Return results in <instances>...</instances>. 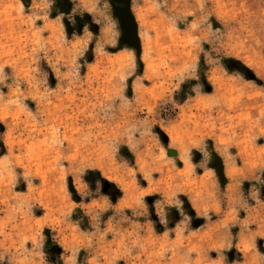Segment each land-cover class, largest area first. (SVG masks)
Masks as SVG:
<instances>
[{
    "label": "rangeland",
    "instance_id": "rangeland-1",
    "mask_svg": "<svg viewBox=\"0 0 264 264\" xmlns=\"http://www.w3.org/2000/svg\"><path fill=\"white\" fill-rule=\"evenodd\" d=\"M112 2L0 0V264H264V0Z\"/></svg>",
    "mask_w": 264,
    "mask_h": 264
},
{
    "label": "water",
    "instance_id": "water-1",
    "mask_svg": "<svg viewBox=\"0 0 264 264\" xmlns=\"http://www.w3.org/2000/svg\"><path fill=\"white\" fill-rule=\"evenodd\" d=\"M116 3H123L124 5L119 7L113 4L114 16L120 22L121 37L120 44H125L131 48H134L138 54H140V43L137 36V25L130 11V0H115ZM253 78V76H250ZM212 168L217 170L219 176H222L223 168L219 158H216L211 165Z\"/></svg>",
    "mask_w": 264,
    "mask_h": 264
}]
</instances>
